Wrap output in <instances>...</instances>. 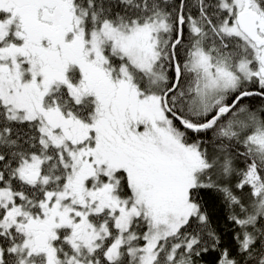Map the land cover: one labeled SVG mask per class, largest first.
<instances>
[{
	"label": "snow or ice",
	"instance_id": "obj_1",
	"mask_svg": "<svg viewBox=\"0 0 264 264\" xmlns=\"http://www.w3.org/2000/svg\"><path fill=\"white\" fill-rule=\"evenodd\" d=\"M0 264H264V0H0Z\"/></svg>",
	"mask_w": 264,
	"mask_h": 264
}]
</instances>
